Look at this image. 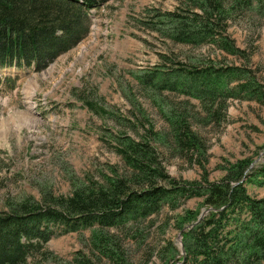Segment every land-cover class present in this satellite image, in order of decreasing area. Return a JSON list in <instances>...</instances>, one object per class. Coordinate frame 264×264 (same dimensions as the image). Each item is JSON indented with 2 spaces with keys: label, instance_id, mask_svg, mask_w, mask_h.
Instances as JSON below:
<instances>
[{
  "label": "rangeland",
  "instance_id": "obj_1",
  "mask_svg": "<svg viewBox=\"0 0 264 264\" xmlns=\"http://www.w3.org/2000/svg\"><path fill=\"white\" fill-rule=\"evenodd\" d=\"M246 2L233 9L224 32L243 56L211 44L173 43L146 26L163 20L180 0H102L91 9L87 36L49 65L0 68V211L23 198L39 200L43 190L68 195L88 174L99 178L109 166H120L113 149L117 134L141 139L152 130L150 144L163 157L166 173L178 181L218 180L221 166L244 157L264 163V105L230 98L216 118L198 99L159 92L141 81L157 65L212 61L248 67L264 89V0ZM178 113L189 121L198 149L176 145L171 119ZM246 188L252 197H264V186ZM201 200L165 205L118 227L90 226L52 237L45 253L31 256L27 264H78L77 254L95 264H177L182 242L175 218L185 209L204 210ZM99 233L117 242L121 258L111 259L93 245Z\"/></svg>",
  "mask_w": 264,
  "mask_h": 264
},
{
  "label": "trees",
  "instance_id": "obj_2",
  "mask_svg": "<svg viewBox=\"0 0 264 264\" xmlns=\"http://www.w3.org/2000/svg\"><path fill=\"white\" fill-rule=\"evenodd\" d=\"M101 2L0 0V67L43 69L87 36L91 9ZM243 4L248 6L246 0H180L174 10L162 14L163 20L145 24L173 43L211 44L243 56L224 33L227 18ZM200 65L182 61L157 65L141 75V81L159 92L198 99L216 118L230 98L264 105V89L248 67L212 61ZM171 124L177 146L200 147L184 115L173 116ZM152 133L149 130L141 139L117 134L113 149L121 165L109 166L99 178L88 174L73 183L68 195L43 190L39 200L23 198L7 204L0 211V264H27L31 256L45 253V243L52 237L143 220L165 205L176 208L192 197L201 198L207 212L198 219V208L185 209L175 218L184 251L175 259L177 264H264V197H252L246 188L264 186V163L255 165L254 159L244 157L221 166L224 173L218 180L178 181L166 173L163 157L150 144ZM164 136L159 137L161 142L166 141ZM93 245L111 259L121 258L113 238L95 234ZM75 261L95 264L82 254Z\"/></svg>",
  "mask_w": 264,
  "mask_h": 264
},
{
  "label": "water",
  "instance_id": "obj_3",
  "mask_svg": "<svg viewBox=\"0 0 264 264\" xmlns=\"http://www.w3.org/2000/svg\"><path fill=\"white\" fill-rule=\"evenodd\" d=\"M206 212H207V210H205V209L204 210H201L198 219H200ZM181 249H182V254H183L184 251H183L182 243H181Z\"/></svg>",
  "mask_w": 264,
  "mask_h": 264
}]
</instances>
